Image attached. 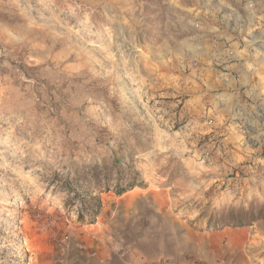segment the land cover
Masks as SVG:
<instances>
[{
  "label": "rangeland",
  "instance_id": "obj_1",
  "mask_svg": "<svg viewBox=\"0 0 264 264\" xmlns=\"http://www.w3.org/2000/svg\"><path fill=\"white\" fill-rule=\"evenodd\" d=\"M229 17L260 34L264 0H0V264H70L155 207L178 264H264V93ZM112 164L142 184L92 176Z\"/></svg>",
  "mask_w": 264,
  "mask_h": 264
},
{
  "label": "crops",
  "instance_id": "obj_2",
  "mask_svg": "<svg viewBox=\"0 0 264 264\" xmlns=\"http://www.w3.org/2000/svg\"><path fill=\"white\" fill-rule=\"evenodd\" d=\"M244 27L245 25L241 21H235L229 17L223 19L222 24L216 23L214 31L219 36L232 39L235 51L241 57H244L245 63H252L256 71H253L254 69L250 71L254 75H259L258 78L252 79L253 85L259 90H252L254 93L262 96L264 93V31H261L260 34L245 35L246 28ZM249 37H251L252 42L259 44L248 46L249 42L243 40H248L250 39ZM247 55H250L251 59H247L250 58ZM154 209L155 211L148 213L147 217L141 218L138 228L133 230L135 237L137 235V239L131 237V229L129 232L122 228L116 217L107 222L99 223L98 228L101 230V237H95L93 243H88L84 247L77 249L72 260H70V264L180 263L182 255L179 254V248L175 251L171 247L181 244V232H176L177 237L175 241L170 243V239H167L166 217L162 216L158 218L156 213L157 208L155 207ZM117 235L121 236L123 240L122 246L124 249L120 252L115 249L116 244L113 241Z\"/></svg>",
  "mask_w": 264,
  "mask_h": 264
},
{
  "label": "trees",
  "instance_id": "obj_3",
  "mask_svg": "<svg viewBox=\"0 0 264 264\" xmlns=\"http://www.w3.org/2000/svg\"><path fill=\"white\" fill-rule=\"evenodd\" d=\"M116 165L117 164H112L110 166H95L93 168L92 176H94L97 180H100L99 178H103V180H105V186L109 187V182L113 179V175L116 172L117 182L115 184V190L118 195H121L129 189L142 184L141 181L134 176V172L130 169L123 172L119 168L116 169ZM69 202H77L79 207V220H83L85 218V214L96 216L101 209L100 196L97 194L95 195L94 193H88L86 196L80 197V200L75 199V197H71L69 198ZM249 214L250 212L238 214L232 222L239 226L249 224L253 220L250 219ZM90 222H93V220Z\"/></svg>",
  "mask_w": 264,
  "mask_h": 264
}]
</instances>
